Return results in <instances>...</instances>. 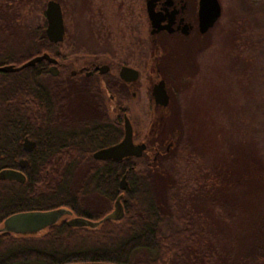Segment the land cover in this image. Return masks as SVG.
I'll use <instances>...</instances> for the list:
<instances>
[{
	"label": "trees",
	"instance_id": "obj_1",
	"mask_svg": "<svg viewBox=\"0 0 264 264\" xmlns=\"http://www.w3.org/2000/svg\"><path fill=\"white\" fill-rule=\"evenodd\" d=\"M10 19L9 5L2 1L0 33L13 27ZM45 26L46 20L32 27L24 37L33 45L4 57L0 66L20 65L48 50ZM37 41L42 43L34 45ZM0 75V172L18 167L17 155L26 136L38 140L36 150L27 155L26 188L18 193L24 197L1 200L4 209L8 207L7 216L22 210L67 208L81 217L100 220L93 228L67 223L50 227L48 232L58 239L48 243H60L57 252L55 245L48 254L55 257L53 264H264V148L254 140L258 137L254 133L245 145L227 146L232 150L224 151L221 165L211 169L212 175L199 176V184L190 185L175 172L180 161L176 146L170 156L151 161L135 157L100 161L93 152L121 137L114 124L104 139L94 135L99 132L94 128L92 135L86 136L88 142L79 136L77 139L73 130L66 133L67 129H59L65 118L59 109L64 92L49 75L46 62ZM61 145L68 157L52 158ZM125 173L128 183L123 190L120 179ZM120 195L123 218L103 220ZM96 196L103 198L106 207L90 206L91 197ZM243 208L250 212V242H243L238 235L234 239L237 247L229 249L227 242L234 233L230 226L236 230L237 225L232 220ZM219 209L222 216L217 214ZM202 210L223 218L222 223L213 222V234L225 242L222 249L215 244L220 242L217 237H211L208 222L202 221L207 219Z\"/></svg>",
	"mask_w": 264,
	"mask_h": 264
},
{
	"label": "flooded vegetation",
	"instance_id": "obj_2",
	"mask_svg": "<svg viewBox=\"0 0 264 264\" xmlns=\"http://www.w3.org/2000/svg\"><path fill=\"white\" fill-rule=\"evenodd\" d=\"M2 1H5L10 9H14L16 0H0V4ZM49 1L46 0L40 10L43 21L46 20L44 32L49 40L50 48L35 56L49 53L57 60L55 63L59 71L57 75L50 72L53 63L46 59L41 62L48 64L49 75L56 78L55 83L61 86L64 92L63 103L59 109L62 114H65V118L63 117L64 120L58 128L61 130L74 128L77 139L82 138L88 142L89 136H86L92 135L90 133L94 131V128L99 129V132L96 134L94 132V135L104 139L110 136L111 126L114 124L119 129L121 137L113 144L99 146L93 152L94 157L97 150L123 140L126 133L125 120L128 117L133 128L134 143L144 142L147 146L142 155L126 158L135 157L151 161L160 156H170L176 146L174 143L177 142L176 134L172 135L170 114L167 115L171 104V94L162 67L167 64L176 65L182 59L186 61L193 47L203 44L204 37L216 24L206 32L201 31L200 0H55L61 6L65 25L64 37L57 42L51 41L47 35L46 11ZM44 5L45 8H43ZM70 9L73 14L71 21ZM83 16H88L89 40H81L77 32L78 24L81 26L87 24ZM26 42L25 50L33 45L30 40ZM41 43L42 41H37L34 45ZM2 48L0 60L8 55L25 51L18 53L10 50L9 47L2 46ZM124 66L138 70V78L130 81L123 77L121 71ZM144 75L152 96L154 85L162 79L166 81L170 102L167 106L157 104L153 96L150 105V121L148 124L142 123L136 127L130 116L129 100L139 96L143 84L142 82L138 84V81L143 79ZM79 129L82 131L80 132ZM27 138L35 142L34 149L31 151L26 149L24 144ZM21 145V152L17 155L18 167L10 169L21 171L24 179H0V264H53L55 257L48 254L53 252L51 249L55 245L57 252L60 243H48L53 241L52 238L58 239L57 235L48 232L49 228L64 223L70 225L71 219L81 216L70 209L72 214H66L55 223L37 231L18 232L6 229L5 222L10 216L23 212L42 211L22 210L7 216L8 207L4 209L1 202V200L7 202L24 197L19 196L18 193L26 188L28 179L26 169L30 164L27 155L36 150L38 140L26 136ZM51 157L62 160L67 158L68 154L63 151L61 145ZM22 159L28 161V165L24 168L20 166ZM124 176L127 181L128 176L125 173L120 179V185ZM113 210L108 212L103 220H114L105 219ZM98 225L83 226L93 228Z\"/></svg>",
	"mask_w": 264,
	"mask_h": 264
},
{
	"label": "rangeland",
	"instance_id": "obj_3",
	"mask_svg": "<svg viewBox=\"0 0 264 264\" xmlns=\"http://www.w3.org/2000/svg\"><path fill=\"white\" fill-rule=\"evenodd\" d=\"M45 1L16 0L14 9L9 8L13 27L0 33V45L18 53L25 50L24 36L43 21L40 9ZM220 2L222 14L204 37V43L195 45L186 61L162 67L171 94L167 115L170 114L172 135L176 134V153L180 154L175 172L190 185L199 184V176L212 175L211 169L221 165L224 151L232 150L227 146L245 145L251 133L258 136L254 140L264 148V0ZM72 15L70 9V21ZM83 18L87 23L88 16ZM77 26L81 40H89L88 23ZM144 79L145 75L138 81L143 84L139 96L129 100L136 127L150 121L153 96ZM71 130L75 129L65 132ZM97 205L102 207L103 198L91 197L90 206ZM203 212L207 219L202 221L208 222L207 228L215 239L213 222L222 223L223 218ZM249 213L243 208L232 220L237 225L236 230L230 226L234 233L227 242L229 249L237 247L234 239L239 236L243 242H250ZM217 214L222 216V211L217 210ZM218 240L215 244L222 249L225 242L222 237Z\"/></svg>",
	"mask_w": 264,
	"mask_h": 264
},
{
	"label": "water",
	"instance_id": "obj_4",
	"mask_svg": "<svg viewBox=\"0 0 264 264\" xmlns=\"http://www.w3.org/2000/svg\"><path fill=\"white\" fill-rule=\"evenodd\" d=\"M47 35L51 41H60L63 39L65 34V25L63 13L61 6L55 0H50L47 5ZM222 14V6L219 0H200V27L202 32L208 31L220 18ZM44 59L53 63L50 68V72L53 75L59 73L55 63L57 62L56 58L52 57L49 53H43L33 57L32 59L22 63L21 65L17 64H6L0 66V72L11 73L18 72L27 67L35 66L37 63L43 61ZM122 76L128 80H135L139 76V72L136 69L131 67L124 66L122 71ZM153 96L157 104L167 106L170 102V97L166 87V81L160 80L154 85ZM125 136L122 141L114 145L102 148L97 150L94 153V157L102 160H116L121 161L126 157L136 155L140 156L143 154V151L146 148V143H134L133 140V128L131 121L128 117L125 120ZM25 147L29 151L34 149L35 142L27 138L25 140ZM28 161L22 159L20 161L21 167H26ZM0 179H17L23 180L24 175L21 171L15 169H4L0 172ZM127 187L126 176L122 178L121 188L125 189ZM122 195H120L115 203V209L109 213L105 219H114L118 220L123 218L125 211L124 206L121 201ZM73 212L67 208H58L49 211H30L17 213L10 216L6 222V229L18 231V232H33L39 229L45 228L46 226L55 223L62 216L66 214H72ZM100 222H93L90 219L83 217H74L69 221V224L72 226H83V225H97ZM65 264H117L113 262L105 261H79V262H69Z\"/></svg>",
	"mask_w": 264,
	"mask_h": 264
}]
</instances>
